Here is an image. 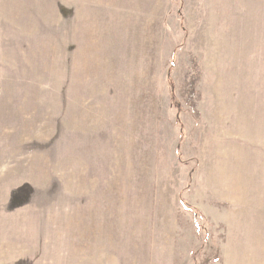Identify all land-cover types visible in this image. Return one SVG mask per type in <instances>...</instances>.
<instances>
[{
    "label": "rangeland",
    "instance_id": "rangeland-1",
    "mask_svg": "<svg viewBox=\"0 0 264 264\" xmlns=\"http://www.w3.org/2000/svg\"><path fill=\"white\" fill-rule=\"evenodd\" d=\"M0 264H264V0H0Z\"/></svg>",
    "mask_w": 264,
    "mask_h": 264
}]
</instances>
